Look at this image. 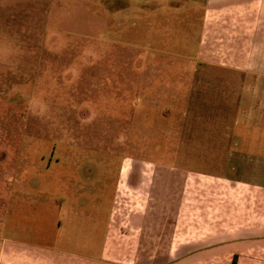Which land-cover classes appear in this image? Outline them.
Returning a JSON list of instances; mask_svg holds the SVG:
<instances>
[{"label":"rangeland","instance_id":"1","mask_svg":"<svg viewBox=\"0 0 264 264\" xmlns=\"http://www.w3.org/2000/svg\"><path fill=\"white\" fill-rule=\"evenodd\" d=\"M242 1L0 0V246L12 219L72 212L60 181L104 213L121 162L243 177L264 157V88L209 57V10Z\"/></svg>","mask_w":264,"mask_h":264},{"label":"crops","instance_id":"2","mask_svg":"<svg viewBox=\"0 0 264 264\" xmlns=\"http://www.w3.org/2000/svg\"><path fill=\"white\" fill-rule=\"evenodd\" d=\"M208 15L209 49L216 51L209 57L223 53L233 69L257 77L264 88V0H243L234 10ZM235 19L239 24L232 27ZM260 117L264 121L263 112ZM249 167L243 177L206 176L121 162L116 179L101 183L112 186V209L104 213L82 211L80 197H70L73 179L60 181L57 193L69 199L72 212H57L49 225L44 218L45 227L28 216L10 220L0 264H264V157ZM73 216L83 225L72 231L87 239L81 252L63 232L61 220L69 227ZM96 233L97 255H91L88 239Z\"/></svg>","mask_w":264,"mask_h":264},{"label":"trees","instance_id":"3","mask_svg":"<svg viewBox=\"0 0 264 264\" xmlns=\"http://www.w3.org/2000/svg\"><path fill=\"white\" fill-rule=\"evenodd\" d=\"M233 264H236L235 262Z\"/></svg>","mask_w":264,"mask_h":264}]
</instances>
